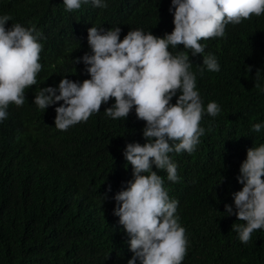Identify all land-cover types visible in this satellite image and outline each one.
Returning <instances> with one entry per match:
<instances>
[{
  "label": "trees",
  "instance_id": "obj_1",
  "mask_svg": "<svg viewBox=\"0 0 264 264\" xmlns=\"http://www.w3.org/2000/svg\"><path fill=\"white\" fill-rule=\"evenodd\" d=\"M104 2L107 8L89 0L67 11L63 0H0V15L12 17L6 28L35 25L43 45L37 84L26 89L23 106L9 105L0 122V264H128L134 255L131 237L114 214L115 196L134 180L124 150L129 143L147 142L146 122L135 107L127 118L107 116L112 98L87 122L61 131L55 117L63 101L43 110L34 103L43 87L56 88L58 95L66 76L80 83L91 78L82 60L91 54L89 28L120 27L121 40L130 30L158 37L174 30L172 0ZM200 43L203 54L192 55L183 45L169 51L189 54L205 133L192 154H169L179 182L169 181L155 165L153 170L164 179L170 199L179 202L177 215L188 237L182 264H264V229L242 243L232 226L244 222L225 208L236 211L233 194L243 188L238 177L248 149L264 144V127L252 130L264 125V14L228 24L225 37ZM209 54L217 58L219 72L203 65ZM210 102L221 108L216 117L206 112Z\"/></svg>",
  "mask_w": 264,
  "mask_h": 264
},
{
  "label": "clouds",
  "instance_id": "obj_2",
  "mask_svg": "<svg viewBox=\"0 0 264 264\" xmlns=\"http://www.w3.org/2000/svg\"><path fill=\"white\" fill-rule=\"evenodd\" d=\"M67 11L79 10L89 0H63ZM94 7L107 8L104 0H92ZM174 30L164 37L142 30H130L123 40L121 28L88 29L91 54L82 57L90 79L82 83L62 79L57 89L43 87L35 96L39 109L63 101L56 108L55 127L67 131L71 126L87 122L99 113L102 104L114 98L106 115L127 118L135 107L137 118L146 122L143 135L147 142L129 143L124 156L133 168L134 180L126 190L116 194L114 214L131 237L134 253L128 264H182L187 255L188 237L177 215L178 201L170 199L164 179L153 170H165L167 179L179 182L177 165L170 153L196 151L205 129V114L197 90L196 76L188 52L173 55L169 46L180 45L192 55L203 54L201 40L223 38L228 24L237 25L252 16L264 14V0H172ZM171 11V9H170ZM9 15H0V122L8 117L9 105L23 106L25 91L37 84L42 70L40 53L42 36L35 25L24 27L6 23ZM77 58L75 63H79ZM209 71L219 72L220 65L212 55L203 56ZM204 69L201 68V75ZM176 103H171L177 92ZM206 112L216 117L219 104L210 102ZM264 125H253L260 132ZM238 180L243 188L233 194L235 209L226 205L227 215H236L242 224H233L242 243H249L254 231L264 229V144L249 148L241 164Z\"/></svg>",
  "mask_w": 264,
  "mask_h": 264
}]
</instances>
